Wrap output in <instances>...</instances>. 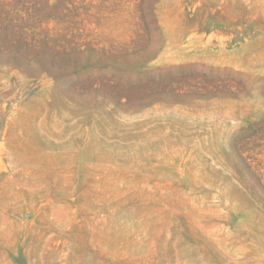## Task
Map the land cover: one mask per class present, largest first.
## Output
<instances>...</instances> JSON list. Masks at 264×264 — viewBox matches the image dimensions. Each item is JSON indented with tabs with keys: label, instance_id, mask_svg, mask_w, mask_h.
<instances>
[{
	"label": "rangeland",
	"instance_id": "obj_1",
	"mask_svg": "<svg viewBox=\"0 0 264 264\" xmlns=\"http://www.w3.org/2000/svg\"><path fill=\"white\" fill-rule=\"evenodd\" d=\"M0 264H264V0H0Z\"/></svg>",
	"mask_w": 264,
	"mask_h": 264
}]
</instances>
